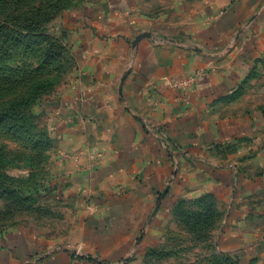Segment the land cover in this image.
I'll list each match as a JSON object with an SVG mask.
<instances>
[{"label":"crops","instance_id":"1","mask_svg":"<svg viewBox=\"0 0 264 264\" xmlns=\"http://www.w3.org/2000/svg\"><path fill=\"white\" fill-rule=\"evenodd\" d=\"M203 6L189 43L127 17L119 6L85 15L90 62L69 104L66 185L81 215L67 241L81 255L23 235L0 246V264L125 261L156 215L190 191L191 167L227 177L221 153L244 132L221 115L243 93L262 52L254 42L264 39V0ZM250 250L246 255L264 257V243Z\"/></svg>","mask_w":264,"mask_h":264},{"label":"rangeland","instance_id":"2","mask_svg":"<svg viewBox=\"0 0 264 264\" xmlns=\"http://www.w3.org/2000/svg\"><path fill=\"white\" fill-rule=\"evenodd\" d=\"M208 1L0 0V246L27 235L79 249L67 241L81 215L66 185L69 104L90 62L85 15L119 6L189 43ZM258 41L262 52L244 91L221 115L244 132L221 153L229 174L191 167L190 191L156 215L128 259L111 264H263L264 257L245 253L264 243V39ZM236 238L243 247L231 243Z\"/></svg>","mask_w":264,"mask_h":264},{"label":"built area","instance_id":"3","mask_svg":"<svg viewBox=\"0 0 264 264\" xmlns=\"http://www.w3.org/2000/svg\"><path fill=\"white\" fill-rule=\"evenodd\" d=\"M74 255H75V256H80V255H81V250H80V249L75 250V251H74Z\"/></svg>","mask_w":264,"mask_h":264}]
</instances>
